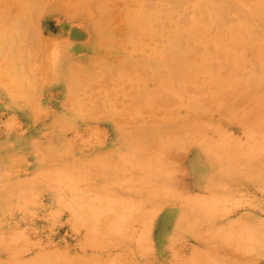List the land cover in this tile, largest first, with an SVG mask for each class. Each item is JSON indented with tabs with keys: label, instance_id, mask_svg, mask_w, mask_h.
<instances>
[{
	"label": "rangeland",
	"instance_id": "374dc122",
	"mask_svg": "<svg viewBox=\"0 0 264 264\" xmlns=\"http://www.w3.org/2000/svg\"><path fill=\"white\" fill-rule=\"evenodd\" d=\"M162 1L0 0V264H264V0Z\"/></svg>",
	"mask_w": 264,
	"mask_h": 264
},
{
	"label": "bare ground",
	"instance_id": "6f19581e",
	"mask_svg": "<svg viewBox=\"0 0 264 264\" xmlns=\"http://www.w3.org/2000/svg\"><path fill=\"white\" fill-rule=\"evenodd\" d=\"M22 1H26L27 2V5H28V9H27V13H28V15L31 13L32 14V12H34V8H35V6L33 5V2H34V0H22ZM162 1V0H161ZM178 1H180V0H178ZM163 2V1H162ZM191 2V1H190ZM39 3V2H38ZM100 3V2H99ZM169 3V2H168ZM128 5H130V4H128ZM136 7V6H135ZM7 8V7H6ZM151 8V7H150ZM253 10V15L258 19V17H259V12H260V9H258V10H256V12H254V9H252ZM1 20V19H0ZM152 20V19H151ZM16 21V20H15ZM2 22V21H1ZM18 24V23H17ZM25 26V25H24ZM35 26V25H34ZM7 27V26H6ZM4 29V28H3ZM32 30V29H31ZM12 32V31H11ZM10 32V33H11ZM9 33V32H8ZM18 34V33H17ZM7 36H9V35H7ZM12 36V35H11ZM20 36V35H19ZM21 37V36H20ZM19 37V38H20ZM10 39V38H9ZM17 39V38H16ZM18 40V39H17ZM20 40V39H19ZM27 40V39H26ZM25 40V41H26ZM7 41V40H6ZM9 41V40H8ZM19 42V41H18ZM46 42V41H45ZM8 43V42H7ZM28 43V42H27ZM6 44V43H5ZM161 44V43H160ZM3 45H4V43H3ZM10 45V44H9ZM8 45V46H9ZM44 46H46V44H44ZM4 47V46H3ZM10 47V46H9ZM45 48V47H44ZM2 48H0V50H1ZM4 49V48H3ZM5 50V49H4ZM21 50V49H20ZM46 50V49H45ZM2 51V50H1ZM7 51V50H6ZM23 51V50H22ZM18 52V51H17ZM0 53H2V52H0ZM9 53H10V51H9ZM27 53V52H26ZM28 53H32V52H28ZM22 54H23V52H22ZM3 55V54H2ZM6 55V54H5ZM9 55V54H8ZM4 56V55H3ZM15 56H17V55H15ZM33 56V55H32ZM248 56L249 57H251V59L252 60H255V59H260V57H259V55H258V53H248ZM5 57V56H4ZM6 57H7V55H6ZM18 57V56H17ZM34 57V56H33ZM32 57V58H33ZM9 58V57H8ZM10 58H13V57H10ZM22 59H23V57H22ZM2 60V59H1ZM9 60V59H8ZM20 60H21V58H20ZM31 60V59H30ZM1 62V61H0ZM18 62V61H17ZM21 62V61H20ZM33 62V61H32ZM14 64V63H13ZM16 64H18V63H16ZM26 64V63H25ZM9 65H11V64H9ZM24 65V64H23ZM19 66V65H18ZM9 67V66H8ZM7 67V68H8ZM14 67H15V64H14ZM11 68V67H10ZM16 68V67H15ZM31 68V67H30ZM27 68H25V70H26ZM8 70V69H7ZM24 70V69H23ZM48 70V69H47ZM181 70V69H180ZM11 71V70H10ZM18 71V68H17V70H16V72ZM6 72V71H5ZM15 72V73H16ZM34 72V71H33ZM40 74V73H39ZM39 74H37L38 76H39ZM8 75V74H7ZM17 75H19V74H17ZM21 75H22V73H21ZM20 75V77H22ZM25 75V74H24ZM10 76V75H9ZM32 76V75H31ZM10 77H12V76H10ZM17 77V76H16ZM32 78H34V77H32ZM31 78V79H32ZM15 79V78H14ZM19 79H21V78H19ZM30 79V80H31ZM6 80V79H5ZM18 81H20V80H18ZM25 83V82H24ZM12 87H13V85H12ZM14 88V87H13ZM18 89V88H17ZM124 90V89H123ZM11 92H13V91H11ZM196 104V102H195V100L194 99H192V102H191V104H190V106L192 107L191 108V110H192V112H194L193 110V107H194V105L193 104Z\"/></svg>",
	"mask_w": 264,
	"mask_h": 264
},
{
	"label": "crops",
	"instance_id": "0c3cea01",
	"mask_svg": "<svg viewBox=\"0 0 264 264\" xmlns=\"http://www.w3.org/2000/svg\"><path fill=\"white\" fill-rule=\"evenodd\" d=\"M259 60H260V59H255L254 61L258 63ZM232 109H234V107H231V110H232ZM232 111H234V110H232ZM232 113H233V112H232ZM234 114H236V113H234ZM242 121H243L242 119H241V120H240V119H239V120H238V119L235 120V122L237 123V125H239L240 128H241L240 125H242ZM234 147H235V145L233 144V148H234Z\"/></svg>",
	"mask_w": 264,
	"mask_h": 264
}]
</instances>
